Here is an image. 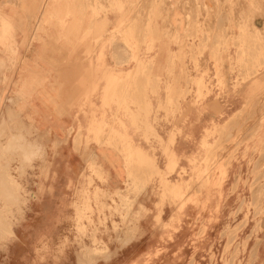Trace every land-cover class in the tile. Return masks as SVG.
<instances>
[{
  "label": "rangeland",
  "instance_id": "obj_1",
  "mask_svg": "<svg viewBox=\"0 0 264 264\" xmlns=\"http://www.w3.org/2000/svg\"><path fill=\"white\" fill-rule=\"evenodd\" d=\"M123 1L113 6L119 0H0V72H4L0 79V264H248L244 260L247 242L254 240L252 258L264 222V150L239 149L248 142L240 132L243 124L233 125L236 133L232 137L229 122L213 125L206 132L210 143L205 141L188 159V169L169 158L166 171L165 166L160 170L166 145L148 122L154 112L150 103L132 102L129 97L119 106L110 103L116 105L110 125L91 120L84 135L85 147L90 141L115 150L119 142L123 146L118 152L124 154L127 180L121 189L110 190L96 184L104 185L106 177L92 158L78 177L68 170L57 171L54 142L39 134L31 119L23 117L21 101L9 97L7 73L21 64V56L12 45L17 31L13 19L20 18L15 15H25L32 40L35 35L52 39L57 30L58 37L78 35L82 45L114 49L111 60L116 65L136 64L126 74L129 80L140 76L142 67H150L156 48L170 39L169 44L179 46L177 61L190 63L198 76L191 82L198 100L211 96L214 88L226 91L221 71L226 61L231 71L236 67L241 81L264 69V0H209L211 5L203 8L201 21L197 0H185L181 8L189 10L180 40L166 27L164 7L168 0ZM101 13L119 15L105 43L101 33L94 34ZM255 20L261 23L260 30L253 27ZM205 54L215 70V86L207 71L199 73V60ZM92 55V50L84 52L86 58ZM247 58L251 63L245 70ZM144 77L140 88L146 92L150 75L145 73ZM117 83L112 76L107 80L103 104L115 87L116 92L135 91ZM254 99L244 111L263 108V97ZM121 105L133 125L138 119L144 125L143 142L151 148L153 140L148 137H152L162 150L151 148L150 155L114 132L123 126L116 117ZM169 106H175L176 112V103ZM159 110L164 108L158 104L155 111ZM81 137L76 135L75 146L81 144ZM231 145L234 148L229 150ZM233 164H237L236 173ZM231 170L235 173L232 183ZM226 187L228 193L236 194L237 207L227 215L223 228L215 231L213 195L217 193L219 201ZM146 195L150 209L143 205ZM207 207L210 213H198ZM165 208L168 213H164ZM147 219L151 228L143 230L140 222ZM130 242L137 244L125 249Z\"/></svg>",
  "mask_w": 264,
  "mask_h": 264
},
{
  "label": "crops",
  "instance_id": "obj_2",
  "mask_svg": "<svg viewBox=\"0 0 264 264\" xmlns=\"http://www.w3.org/2000/svg\"><path fill=\"white\" fill-rule=\"evenodd\" d=\"M123 2V0H119V3L114 2L113 6ZM184 3L185 0H168L165 7H160L165 8L167 30L178 40L183 38L187 26L186 15L189 9L182 10ZM73 4L71 1V5ZM196 4L199 7L201 16L199 21H201L204 14L203 8L211 4L209 0H197ZM15 16L20 18L13 19L17 31L12 38V45L14 43L18 55L21 56V64L11 74L7 73L10 78L9 97L16 96L15 98L21 101L23 117L31 119L38 133L49 142H54L57 153L54 164L59 167L57 171L65 173L68 170L71 175L78 177L83 172L87 160L92 158L106 177L104 185L96 182L99 187L110 190L123 187L127 180V172L124 166V154L118 152L123 148L121 142L116 150L113 147L98 145L95 141H90L85 147L84 135L87 133L91 120H103L110 125L116 111L114 104L117 103L119 106L128 97L132 102L150 103L154 112H157L150 113L148 122L150 121L153 130L166 145V158L160 170H163L165 166L167 171L169 158H172L178 166L188 169V159L201 148V144L205 141L210 143L211 139L206 140V132L215 124L223 126L229 122L231 124L228 125L229 137L236 133L235 129H232L233 125L243 124L240 132L248 138V142L246 145H241L239 149L264 150V106L262 109L256 107L253 110H243V107L249 105L250 101L253 103L258 95L263 97L264 102V69L258 70L259 72L255 75L241 81L236 67L234 72L231 71V64L226 61L221 70L227 86L226 91L220 92L214 88L211 96L198 100L195 95V86L191 84L198 79V76L190 63L181 64L177 61L179 46L169 44L170 39H167L166 45L156 48L150 67H142V74L129 80L126 79V74L131 72L136 64L116 65V62L111 60V51L114 55L116 54L115 51L113 52L114 49L111 50L109 47L101 49L99 44L95 46L92 43L82 45L78 35L58 37L57 30L53 33L52 39H46L45 35H35L32 40L33 34L26 23L28 21L25 15ZM98 17L94 34L101 33V41L105 43L107 36L109 37L108 34L115 29L119 15L101 13ZM252 25L257 30L262 27L256 20ZM86 50L94 51L90 59L84 56ZM245 63L244 69L248 70L250 58H247ZM198 66L199 73L207 71L208 79L215 86V70L207 54L199 60ZM3 73L0 72V79ZM145 73L150 75L151 82L148 83L150 86L146 92L140 88L145 82ZM110 76L118 82L116 85L133 87L135 91L116 92L115 87L113 95L105 105L102 102L103 89ZM235 84H237L236 88H234ZM5 93L8 94V90ZM181 95L182 99L179 98ZM170 103L178 105L176 112H174L175 106L170 107ZM158 104L164 110L155 111ZM123 108L124 106L121 105L120 113L116 116L123 126L117 128L118 132H114L125 135L130 146L138 147L148 154L151 148L162 150V146L152 137H148L149 141L153 140L151 148L143 142L144 125L142 126L140 119L133 125L132 119ZM162 118L165 120L162 121ZM69 129H71L70 133H68ZM106 132L104 128V133ZM78 133L82 135L81 144L75 146L74 140ZM233 148V145L228 147L229 150ZM233 165L236 173L237 164ZM242 165L245 167V163ZM235 173L230 171V183L234 180ZM174 175L172 174L171 177L173 178ZM228 191L229 187H226L219 201L217 193L213 195L211 208L215 218L213 224L215 231L223 228L227 215L237 207L236 194L228 193ZM147 196L144 197L143 205L150 209L151 205ZM207 208L198 213H210V208ZM164 213H168V209L165 208ZM148 222V219L147 222L142 220L141 229H150ZM258 238L260 242L256 245L252 258H250V249L254 246V240L247 242L244 260L248 264H264V222ZM135 244L137 243L130 242L125 249Z\"/></svg>",
  "mask_w": 264,
  "mask_h": 264
},
{
  "label": "bare ground",
  "instance_id": "obj_3",
  "mask_svg": "<svg viewBox=\"0 0 264 264\" xmlns=\"http://www.w3.org/2000/svg\"><path fill=\"white\" fill-rule=\"evenodd\" d=\"M12 147H13V145H12ZM13 148H14V147H13ZM12 151H13V150H12ZM14 152H15V151H14ZM23 152H25V151L23 150ZM28 153H29V152H28ZM28 153H27V154H28ZM25 155H26V154H25ZM25 155L22 154L23 157H27V155H26V156H25ZM28 155H30V154H28ZM20 156H21V154H20ZM23 159H24V158H23ZM26 159H27V158H26ZM27 160H28V159H27ZM12 161H13V160H12ZM22 162H24V161H22ZM6 165H7V164H6ZM6 167H7V166H6ZM7 168H8V167H7ZM6 171H7V170H6ZM7 175H8V174H7ZM7 179L9 180V176H8ZM3 187H4V186H3Z\"/></svg>",
  "mask_w": 264,
  "mask_h": 264
}]
</instances>
